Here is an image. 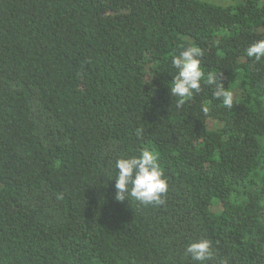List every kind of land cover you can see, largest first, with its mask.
Instances as JSON below:
<instances>
[{"label":"trees","instance_id":"trees-1","mask_svg":"<svg viewBox=\"0 0 264 264\" xmlns=\"http://www.w3.org/2000/svg\"><path fill=\"white\" fill-rule=\"evenodd\" d=\"M260 39L264 0H0V264H200L201 240L204 264H264ZM189 46L205 80L181 103ZM145 150L164 203L118 202L116 161Z\"/></svg>","mask_w":264,"mask_h":264},{"label":"clouds","instance_id":"clouds-1","mask_svg":"<svg viewBox=\"0 0 264 264\" xmlns=\"http://www.w3.org/2000/svg\"><path fill=\"white\" fill-rule=\"evenodd\" d=\"M246 55L255 61L264 59V39L257 40L247 47ZM203 51L197 46H189L174 55L171 60L176 74L172 79L170 94L179 102L191 99L194 93L201 91V82L205 80L202 67ZM206 83L213 86V96L221 100L223 105L231 108L234 95L231 86L225 84L217 76L209 74ZM207 112L208 108L205 107ZM159 154L153 150H145L139 156L121 158L116 161L117 175L114 179L118 202L134 199L143 205L163 204L164 195L168 191V183L164 178L163 169L159 165ZM193 261L204 264L211 259V244L201 240L190 244L186 249Z\"/></svg>","mask_w":264,"mask_h":264},{"label":"rangeland","instance_id":"rangeland-1","mask_svg":"<svg viewBox=\"0 0 264 264\" xmlns=\"http://www.w3.org/2000/svg\"><path fill=\"white\" fill-rule=\"evenodd\" d=\"M202 1H206L208 3L214 4L217 6H229V5L237 4L241 2V0H202ZM216 211H220V210L216 209Z\"/></svg>","mask_w":264,"mask_h":264}]
</instances>
